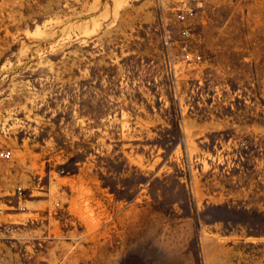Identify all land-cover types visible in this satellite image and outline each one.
Listing matches in <instances>:
<instances>
[{
  "label": "rangeland",
  "instance_id": "374dc122",
  "mask_svg": "<svg viewBox=\"0 0 264 264\" xmlns=\"http://www.w3.org/2000/svg\"><path fill=\"white\" fill-rule=\"evenodd\" d=\"M1 150L0 264H264V0H0Z\"/></svg>",
  "mask_w": 264,
  "mask_h": 264
},
{
  "label": "built area",
  "instance_id": "2783aa9c",
  "mask_svg": "<svg viewBox=\"0 0 264 264\" xmlns=\"http://www.w3.org/2000/svg\"><path fill=\"white\" fill-rule=\"evenodd\" d=\"M195 17V10L186 8L183 10L178 11L176 15V20L179 24L184 25L180 29V37H181V43H180V50L182 52L183 58L187 62H200L202 57L199 54H195L191 51L190 48V33L191 29L188 26H185L190 20L194 19ZM170 43V39L168 37H165V44L168 45ZM13 158V152L10 150H1L0 151V160L3 161H9ZM23 194L22 190L19 189V195L21 196ZM2 214V211L0 210V215Z\"/></svg>",
  "mask_w": 264,
  "mask_h": 264
}]
</instances>
